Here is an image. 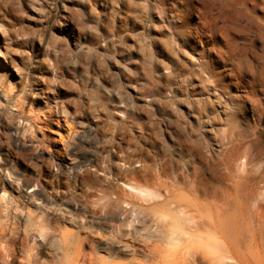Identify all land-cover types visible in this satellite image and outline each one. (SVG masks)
I'll return each instance as SVG.
<instances>
[{
    "label": "clouds",
    "instance_id": "9594fccd",
    "mask_svg": "<svg viewBox=\"0 0 264 264\" xmlns=\"http://www.w3.org/2000/svg\"><path fill=\"white\" fill-rule=\"evenodd\" d=\"M0 264H264V0H0Z\"/></svg>",
    "mask_w": 264,
    "mask_h": 264
}]
</instances>
